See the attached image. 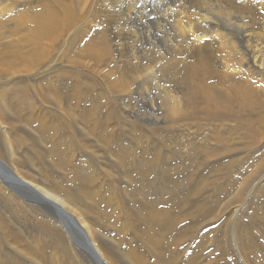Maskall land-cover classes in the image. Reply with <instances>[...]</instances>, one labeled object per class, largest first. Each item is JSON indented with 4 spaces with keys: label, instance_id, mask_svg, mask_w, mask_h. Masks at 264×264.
Listing matches in <instances>:
<instances>
[{
    "label": "rangeland",
    "instance_id": "obj_1",
    "mask_svg": "<svg viewBox=\"0 0 264 264\" xmlns=\"http://www.w3.org/2000/svg\"><path fill=\"white\" fill-rule=\"evenodd\" d=\"M139 1L142 0L29 2L25 8L28 13L35 5L41 7L42 4L60 17L64 16L61 10L64 4L71 13L73 11L75 23L63 28L61 34L52 32L44 40L50 55L42 59L39 70L50 80L43 83L42 98L28 85L33 79L30 76H23L20 85H25V94L32 99L31 105L38 107L40 112L42 108L41 115L44 113L50 123L59 127L57 133L62 141H66L63 146L72 153L69 156L75 169L88 166L89 174L92 173L95 179L90 189L97 200L110 198L115 202V199L124 197L122 201L129 214L135 217L132 222L134 230L128 228L125 233L119 232L115 221H105L107 253L119 264H155L158 253H162L164 259L166 256L169 264H250L247 257L252 264H264V219L259 215L260 211L264 214V121H259L264 114L258 107H250L245 113L240 108L241 117L238 108L236 113L211 116L197 109L196 112H187L189 117L179 123H169L168 99L163 86L170 81L168 73L172 75V71L177 72L182 67L175 60L170 45L175 19L168 18L164 35L158 37L154 29L160 25L149 17L152 12L148 7L137 5ZM258 2L251 0L249 4L252 15L248 19L247 32L253 33L255 38L249 40L252 37L247 36L245 41L235 40V51L234 47L229 49L230 54L235 55L236 63L238 59L244 62L264 53L263 39H259L264 30V15L254 12ZM217 15L218 22L221 21L231 32L239 33L241 22L235 20V13ZM223 25L218 27L221 28L219 32L223 31ZM62 49L64 53H61ZM157 49H164L166 59L174 57L162 60ZM209 52L212 56L209 54V63L215 69L213 82L229 84L237 81L248 86L253 82L252 93L264 99V74L249 68L240 73L222 65L219 61L224 57L223 49L217 42L212 43ZM56 54H60L55 63L59 66H52ZM187 61L193 62L192 59ZM120 77L128 79L127 86L121 87ZM173 79L177 85L181 84L179 74ZM46 85L66 95L68 92L70 101L63 96L60 100L67 101L66 107L73 105L70 111L75 110L73 116L77 114L79 118L77 126L66 116L69 108L61 110L64 116L54 107L55 103L46 93ZM50 145V140L46 139L43 146H38L43 149L45 156L41 161L48 170L55 168L52 167L53 157L50 158L51 154L45 151ZM39 149H33L34 155H38ZM64 173L68 179L69 171L64 170ZM109 190H116L117 197H112ZM13 195L20 199L16 203L18 209L10 208V202L6 201V204L5 199L0 198V209L9 218L3 217L7 228L15 233L28 231L27 236L31 232L35 243L40 238L46 245L44 235L39 237L35 229L39 218L25 205H36L38 201L19 193ZM22 197L25 204L21 203L25 202ZM144 202L151 212L149 218H140L136 214V206H142ZM116 211L122 214L118 209ZM18 219L22 220V225L17 223ZM159 224L165 226V230L163 241L156 249L149 246L142 230L145 225ZM105 229L103 227V233ZM249 243L254 245V251L248 248ZM131 247L142 251L143 263L136 259ZM60 248L64 253L68 252L64 247ZM76 250V247L69 248L71 253H77ZM256 251L259 256H255ZM16 257L22 260L18 252Z\"/></svg>",
    "mask_w": 264,
    "mask_h": 264
},
{
    "label": "bare ground",
    "instance_id": "obj_2",
    "mask_svg": "<svg viewBox=\"0 0 264 264\" xmlns=\"http://www.w3.org/2000/svg\"><path fill=\"white\" fill-rule=\"evenodd\" d=\"M31 1L33 0H0V198L5 199L6 204V201H9L12 209H18L16 203L20 201L13 193H19V195L26 198L32 197L34 202L38 201L40 205L37 203L36 205H28L25 204V198H21L25 201L21 203L25 204L36 218H39L36 220L38 228L35 229L38 236L44 235L45 244H47L44 245L40 238L36 239L35 243V237L31 232L27 236L28 231H20V229L19 233H15L9 230L7 222L4 221V218L8 216L5 217L4 212L0 209L2 211L0 213V234L3 236L2 238L0 236V264H119L114 256L107 253L109 246L104 240L108 236L105 221L113 220V223L115 221L119 232L124 231L125 233L126 229L133 227L132 222L135 217L129 214L128 208L122 201L124 197L115 199V202L110 198L107 201L99 198L97 200L95 193L90 189V184L95 179L92 178V173L89 174L88 166L85 165L81 169L79 167L75 169V165H72L74 161L72 163L69 156L72 153H68V149L63 146L66 145L64 143L66 141L63 139V142L57 133L59 127H55L52 122L50 123L44 113L41 115L42 108L40 112L38 107L31 105L32 99L26 96L25 85H20L21 82L23 83V76H30L33 79L28 78L30 79L28 85L36 91L39 98H42L41 92L45 89L43 83L50 80L48 75L47 77L43 76V71L39 70L42 59H46L50 55L48 54L49 47H47L44 40L48 39L52 32H54V35L60 32L63 33V28L71 27L75 23L73 11L71 13L64 4V6L61 5L64 16L60 17L49 7L42 4L40 7V4L35 5L36 3L32 12L28 13L25 8ZM88 1L93 3L96 0ZM250 1L142 0L138 2L137 5H144L149 8V11L152 12L149 17L160 25V27L155 26L154 29L155 34L158 32V37L164 35V27L168 23V18L175 19V31L170 43L175 57L172 55L166 59L163 55L164 49H157V55L160 59L170 60L174 57L176 61L182 64L179 71H172V75L168 73L170 81H166L168 85L163 86L165 98L168 99L166 105L169 123H179L189 117L187 112H193L194 110L196 112L197 109L201 112L205 111L211 116L217 113L224 115L236 113V108H238L241 117L240 108H243L245 113L250 107H258L260 113L264 114V99L252 93L253 82L249 86L247 84L241 85L237 81H230L229 84L213 82L215 78L212 73L215 72V69L209 63V47L212 43L217 42L219 47L223 49L222 54L224 57L219 61L222 65L240 73L244 72V68H249L252 71L256 69L264 74V53L249 57L244 62H239L238 59L236 63L235 55L229 52V49L233 47L235 51V40L242 42L246 40L244 38L247 36L252 37L248 38L249 40L255 38L253 33L247 32L250 15H252V10L249 9ZM257 1L259 2L255 6L254 12L264 15V0ZM45 5L47 6V4ZM227 12L235 13V20L241 22L238 26V34H235L234 31L231 32L221 21L218 22L217 14H226ZM221 24L223 25V31L219 32L221 28L218 27H221ZM262 25L264 27L263 21ZM15 32L17 35H14ZM228 35H231V38ZM259 39L264 40V30L259 35ZM63 51L62 49L61 53ZM191 53H194V55L192 56ZM56 55L57 57L53 58L52 63L54 64L52 66L59 64L55 63L58 62L60 54ZM189 59H192L193 62H188ZM83 64L85 63L83 62ZM178 74L182 79L179 85L173 79ZM216 77L218 76L216 75ZM120 81L121 87L128 85V79L120 77ZM115 83H117L116 79ZM50 86L46 85L48 89L46 93L55 103L56 106L54 107H57L56 109L60 112L61 110L66 111L65 108H69L67 111H70L73 105L66 107L65 103L67 101L63 103L60 100L63 96L70 101L68 92L66 95ZM70 87L73 86L70 85ZM115 87L118 86L115 84ZM72 110L66 116L77 126L79 118L76 117V113V116H73L75 110L73 113ZM63 113L60 114L64 115ZM150 115L152 116V114ZM262 116L259 121H264V115ZM46 139L51 142V145L45 151L51 154L50 158L53 157L52 162L54 165L52 167L55 168L52 170L54 171L45 168L44 162L41 161L45 154L42 151L43 149H39L38 146H43ZM35 147L37 151L39 149L38 155L33 153ZM6 157L7 159H5ZM64 170L69 171L70 182H67L68 177V179L64 177ZM109 194L112 197L118 195L116 190H109ZM145 202L142 206H136L137 217L149 218L151 212ZM98 203L99 206H97ZM19 205L21 204L19 203ZM19 205L17 204V206ZM95 209L98 211H95ZM116 209L122 214H119ZM16 211L20 212V210ZM259 215L264 219L263 211H260ZM9 216L11 217V215ZM14 216L16 218V215ZM118 221L120 222L118 223ZM21 222V219L17 220V223L22 225ZM103 227L105 233L102 231ZM163 229L165 230V226L161 224L145 225L142 235L149 242L150 247L159 249L158 244L164 238ZM32 232L35 233V231ZM17 235L20 238H17ZM29 238H31V241ZM60 247H64L68 252L64 253ZM75 247L77 253H71L69 248L75 249ZM248 248L254 251L252 243H249ZM131 249L136 259L143 263L142 251L134 247H131ZM16 252L20 253L22 260L16 257ZM73 255L76 260H74ZM157 256L154 260L155 264H169L167 257L165 256V259L162 257V253H158ZM255 256H259L257 251ZM252 260L255 262L254 258ZM246 261L252 264L248 257Z\"/></svg>",
    "mask_w": 264,
    "mask_h": 264
}]
</instances>
